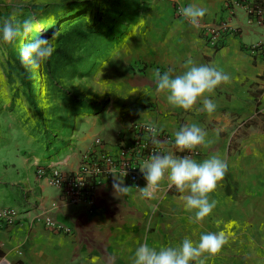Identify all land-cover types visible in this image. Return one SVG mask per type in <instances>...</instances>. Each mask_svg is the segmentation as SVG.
Wrapping results in <instances>:
<instances>
[{
    "label": "crops",
    "instance_id": "crops-1",
    "mask_svg": "<svg viewBox=\"0 0 264 264\" xmlns=\"http://www.w3.org/2000/svg\"><path fill=\"white\" fill-rule=\"evenodd\" d=\"M234 0H159L152 7L153 23L160 39L151 42L148 67L136 71L131 91H124L121 138L128 137L134 123H152L175 137L183 125L197 123L206 132L203 145L197 146L201 162L218 156L228 167L217 190L210 194L216 202L212 213L201 222L185 211L182 195L169 187L165 179L152 200L142 197L146 181L141 173L136 186L117 195L113 177L99 186L90 201L69 202L62 189L39 178L34 163L21 160L0 190V209L17 211L14 225L0 228V260L7 264H132L136 248L178 246L185 239L198 242L201 234L223 233L226 243L219 253L205 256L203 264H264V59L250 51L264 45V34L253 36L258 28L248 22L240 9L229 10ZM195 5L206 10L197 26L179 16ZM238 28V35L226 37L224 45L211 50L205 29L217 23ZM213 66L227 73L230 81L211 94L215 113L201 110L199 103L191 111L167 102L166 90L159 88V76L182 74L185 61ZM142 69V68H139ZM124 106V107H123ZM111 109L109 105L108 110ZM105 129L71 140V148L56 159L44 161L62 173L76 172L85 152L92 148L94 136ZM219 132V135H217ZM117 136L103 140L108 152H115ZM176 157L185 154L170 151ZM9 175V174H8ZM118 178H120L118 176ZM121 179V178H120ZM123 180V179H121ZM1 184V183H0ZM51 217L60 233L42 222Z\"/></svg>",
    "mask_w": 264,
    "mask_h": 264
},
{
    "label": "rangeland",
    "instance_id": "rangeland-1",
    "mask_svg": "<svg viewBox=\"0 0 264 264\" xmlns=\"http://www.w3.org/2000/svg\"><path fill=\"white\" fill-rule=\"evenodd\" d=\"M158 1L0 0V11L3 13L15 15L21 22L32 19L33 33L28 38L20 36L19 50L39 36L48 38L55 48L58 32L73 21L86 20L92 24L95 20L106 28V10L114 2L123 4L118 9L121 14L109 24L110 28L102 31L103 35L115 31L114 35H107L97 42L98 49L90 53L86 54L83 47L79 48L76 56H86V65L75 73L70 68L64 69L56 79V84L46 71L49 60L38 70H26L22 64L9 60L5 44L0 42V190L3 189L4 181L14 180L10 173L15 174V168L21 160H27L28 164L35 162L31 167L35 168L37 176L40 169L53 167L43 164L45 153H49L46 152L45 143L48 131H51L48 140L55 143L60 139L65 141L64 144L52 146L55 151L50 152L53 156L49 160L55 162H59L56 158L71 148L73 135L77 144L78 138L102 128L105 132L99 138L108 140L118 134L117 142L120 140L121 116L117 111L122 109L124 91H131L136 71L140 73L147 69L150 44L162 35L156 34L151 14L152 7ZM99 13L102 15L97 19ZM262 34L264 29L261 27L252 33L257 37ZM139 68H143V71ZM27 73L31 76L38 110L44 104L40 112H36L29 103L28 89L23 85V75ZM74 88L98 106L96 113L88 114L85 111L78 115V111L67 103L62 90ZM37 95L43 103L38 102ZM51 120H56L57 125ZM59 124L68 125L69 132L62 135L61 127H51ZM96 138L98 136H94Z\"/></svg>",
    "mask_w": 264,
    "mask_h": 264
},
{
    "label": "clouds",
    "instance_id": "clouds-1",
    "mask_svg": "<svg viewBox=\"0 0 264 264\" xmlns=\"http://www.w3.org/2000/svg\"><path fill=\"white\" fill-rule=\"evenodd\" d=\"M182 15L192 25L197 26L206 15V10L199 6L189 5L182 10ZM34 30L31 18L18 21L15 15L0 24V42L14 44L22 35L28 38ZM54 46L44 36L36 37L25 43L19 53L20 63L26 70L40 69L53 55ZM185 71L170 78L168 73L159 76L160 90H166L167 102L185 111H191L198 103L201 110L209 114L216 111L217 105L211 98L214 90L223 83L230 81V76L213 66L197 65L192 59L184 64ZM219 135V132H217ZM207 132L197 123L183 125L175 132V146L180 152L194 150L206 141ZM154 143L159 141L153 139ZM227 163L218 156L197 162L189 156L176 157L172 154H153L139 168L146 185L141 188L142 197L152 200L165 179L169 187L183 194L184 209L194 213V221L201 222L216 207L210 199L224 179ZM128 186L113 174L115 194H124ZM226 238L223 233L207 232L201 234L199 241L185 238L178 246L160 247L156 249L147 243L140 244L134 254L132 264H203L202 257L212 256L220 252Z\"/></svg>",
    "mask_w": 264,
    "mask_h": 264
},
{
    "label": "built area",
    "instance_id": "built-area-1",
    "mask_svg": "<svg viewBox=\"0 0 264 264\" xmlns=\"http://www.w3.org/2000/svg\"><path fill=\"white\" fill-rule=\"evenodd\" d=\"M228 5L229 10L240 9L248 22L255 27L264 29V8L256 0H234ZM177 14L182 16V11L176 7ZM239 29L229 27L226 23H217L205 29V40L211 50H219L229 35H238ZM254 56L264 59V45L256 44L249 48ZM143 69V68H142ZM140 69V70H142ZM121 138L116 151H106L105 143L101 138H96L92 148L85 152L81 158L76 172L62 173L59 169L50 167L38 171L39 178H48L50 184L63 190L65 198L71 202H92L96 189L113 174L136 186L139 182L140 166L155 154H167L176 151L185 156L197 157L199 151L194 150L180 152L174 143L175 137L152 123H134L129 127L128 137ZM159 141L154 143L153 139ZM17 211L11 208L0 209V228H7L15 224ZM47 228L60 233H66L64 229L56 227L51 217H46L42 222ZM0 264H7L0 260Z\"/></svg>",
    "mask_w": 264,
    "mask_h": 264
},
{
    "label": "trees",
    "instance_id": "trees-1",
    "mask_svg": "<svg viewBox=\"0 0 264 264\" xmlns=\"http://www.w3.org/2000/svg\"><path fill=\"white\" fill-rule=\"evenodd\" d=\"M105 1V0H104ZM257 2H260L261 5L264 8V0H256ZM122 2H114L111 4V7L106 10L107 12V18L105 22H107L106 28L103 24H98V22H95V20L92 22V24H89V21L86 20H80V21H73L68 24H66L57 34V37L55 38V51L52 55V57L49 59V64L47 65V74L50 77L51 81L56 84V79L58 78L59 74L66 68H70L73 73L77 72L78 70H81L86 65V56H76V52L79 48H84V52L90 53L93 50H97L99 45L97 42L101 41L103 38H106L107 35H103L102 31H105L107 28H110L109 24L113 21H115V18L118 17V15L121 14V12L118 10L120 7H122ZM95 7L98 6L95 4ZM102 15V13H99L97 15V19ZM11 15L9 13H3L0 11V22L1 24L9 19ZM20 21L19 19H17ZM21 22V21H20ZM118 30H116L117 32ZM115 31L113 33H110V35H114ZM109 35V36H110ZM116 35V34H115ZM19 40L20 37L17 39V41L14 44H5V50L7 51V55L9 60H13L16 64L20 63V57H19ZM31 76L30 73H27L23 75V85L25 89H28V98L29 103L31 106H33L36 109V112H40L44 108H40L41 110H38L36 98H35V92L31 84ZM63 95L71 106L74 107L78 111V115H82L81 113H84L85 111L88 112V114L96 113L97 111V105L89 98H85L81 94L78 93V91L74 88L72 90H62ZM38 96V102H42V100H39ZM43 103V102H42ZM40 107V104H39ZM52 123H55L57 125L56 120H51ZM53 129H57L58 127L62 128V135L66 134V132H69V126L68 125H62L59 124L57 127L55 125H52ZM52 130V129H51ZM51 136V131H48V134L46 136V152L44 161H48L49 157L53 156L50 152L55 151L54 148L52 149V146L55 147V145L64 144V140H58V142H53V140H48ZM67 146V144H66ZM65 146V147H66Z\"/></svg>",
    "mask_w": 264,
    "mask_h": 264
}]
</instances>
